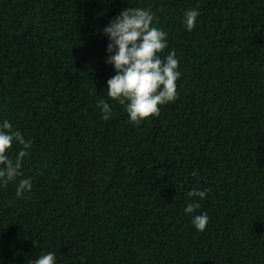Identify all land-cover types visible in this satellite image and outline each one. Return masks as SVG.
<instances>
[{"label": "trees", "instance_id": "obj_1", "mask_svg": "<svg viewBox=\"0 0 264 264\" xmlns=\"http://www.w3.org/2000/svg\"><path fill=\"white\" fill-rule=\"evenodd\" d=\"M128 8L154 14L182 73L140 126L107 96L103 30ZM4 120L32 147L0 187V264H264V0H0ZM193 189H210L203 232Z\"/></svg>", "mask_w": 264, "mask_h": 264}, {"label": "clouds", "instance_id": "obj_2", "mask_svg": "<svg viewBox=\"0 0 264 264\" xmlns=\"http://www.w3.org/2000/svg\"><path fill=\"white\" fill-rule=\"evenodd\" d=\"M199 15L198 10H189L185 14L184 24L188 31L194 30ZM154 19L150 10L128 8L103 30L110 41L107 62L114 66L117 73L107 81V96L124 107L129 121L136 126L158 117L161 106L175 102L178 98L177 81L182 75L174 50L161 58V54L169 47L167 33L153 26ZM97 105L103 119L107 121L112 114L108 101L100 99ZM17 144L20 150L13 159L8 153ZM31 147L30 140L26 141L9 121H3L0 125V187L6 188L10 182L22 176L23 160L30 155L28 150ZM31 190V179H20L16 195L20 198L24 192ZM208 191L210 189L190 191L188 196L192 199L184 208L186 214L192 215L195 228L201 232L206 229L209 217L207 213L195 215L200 207L196 198H205ZM29 264H56V257L49 252Z\"/></svg>", "mask_w": 264, "mask_h": 264}]
</instances>
